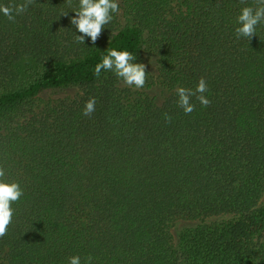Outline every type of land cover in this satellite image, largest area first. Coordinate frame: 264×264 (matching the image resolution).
<instances>
[{
	"label": "trees",
	"instance_id": "obj_1",
	"mask_svg": "<svg viewBox=\"0 0 264 264\" xmlns=\"http://www.w3.org/2000/svg\"><path fill=\"white\" fill-rule=\"evenodd\" d=\"M71 3L0 13V165L24 189L0 264H264V23L250 40L235 34L254 0H122L125 24L114 14L84 44ZM109 48L143 64L144 48L155 54L172 92L157 104L112 71L97 78ZM201 77L211 104L193 97L185 114L175 89ZM70 86L76 96L40 101ZM210 216L173 244L175 218Z\"/></svg>",
	"mask_w": 264,
	"mask_h": 264
},
{
	"label": "clouds",
	"instance_id": "obj_2",
	"mask_svg": "<svg viewBox=\"0 0 264 264\" xmlns=\"http://www.w3.org/2000/svg\"><path fill=\"white\" fill-rule=\"evenodd\" d=\"M245 4V0H240ZM36 0H21V2L0 4V13L9 21L14 22L16 17L28 11L30 5H34ZM69 7H72L71 0H67ZM75 15L71 18V23L76 27L80 35L75 39L78 43L84 44L85 37H90L95 43L102 33V29L111 23L114 14H119L120 5L118 0H78V7L74 8ZM67 15V12L62 13ZM236 37L250 40L257 34V26L264 23V0H254V6L246 5L241 8L236 18ZM135 55L125 49H107V54L94 67V75L99 78L102 71H112L123 84L135 89H142L147 82L146 66L143 63L135 62ZM208 91L206 80L201 77L195 89L178 86L175 89L178 97L177 103L185 114H191L195 110L192 98L195 97L203 107H208L211 100L204 95ZM96 98L90 97L83 108V115L90 117L95 111ZM166 120L171 122V117L165 114ZM24 195V189L16 180L6 179V168L0 165V238L7 235L9 226L13 222L15 209L13 204L19 202ZM92 256L85 258L86 264H92ZM68 264H81L79 255L69 258Z\"/></svg>",
	"mask_w": 264,
	"mask_h": 264
},
{
	"label": "rangeland",
	"instance_id": "obj_3",
	"mask_svg": "<svg viewBox=\"0 0 264 264\" xmlns=\"http://www.w3.org/2000/svg\"><path fill=\"white\" fill-rule=\"evenodd\" d=\"M120 4V24H125V16L122 6V0H118ZM180 6V0H175V7L176 9ZM142 59L148 70L154 75L156 79V83L150 88H142V89H135L137 93H145L149 95L157 104H161L164 99L172 92V90L164 85L160 78H159V69H158V59L155 54L148 52L146 48H144L142 52ZM79 88L76 86H70L65 88H55V89H48L42 92L39 95L41 102H48V101H55L60 98L64 97H74L79 93ZM264 204V194L259 201V205ZM222 217H230V215L222 216ZM218 216H210L205 218H186V217H177L172 221L171 224V234H172V241L173 244L177 245L179 242L180 234L187 228L195 226L201 222L212 221L218 219Z\"/></svg>",
	"mask_w": 264,
	"mask_h": 264
}]
</instances>
